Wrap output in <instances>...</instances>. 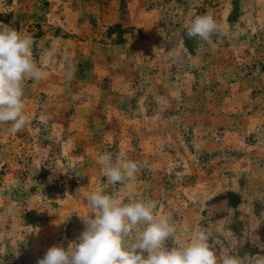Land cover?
<instances>
[{"label":"rangeland","instance_id":"rangeland-1","mask_svg":"<svg viewBox=\"0 0 264 264\" xmlns=\"http://www.w3.org/2000/svg\"><path fill=\"white\" fill-rule=\"evenodd\" d=\"M205 14L211 43L187 36ZM5 26L47 77L25 82L24 129L0 123V264L67 249L99 189L156 201L167 247L205 230L218 255H264V0H0ZM105 152L147 166L112 186Z\"/></svg>","mask_w":264,"mask_h":264},{"label":"clouds","instance_id":"clouds-1","mask_svg":"<svg viewBox=\"0 0 264 264\" xmlns=\"http://www.w3.org/2000/svg\"><path fill=\"white\" fill-rule=\"evenodd\" d=\"M222 29L211 14L198 15L187 26V36L211 43ZM33 38L10 27L0 28V123L13 134L29 123L25 114L24 85L46 79L47 72L32 56ZM71 75V73H69ZM107 182L115 186L132 179L147 162L125 160L112 153L97 158ZM92 214L81 217L85 225L79 238L50 247L37 264H264V255L217 254L205 230L193 233L183 246L167 247L177 226L157 212L154 200L118 198L103 189L87 197ZM11 211V210H10ZM38 232V231H37Z\"/></svg>","mask_w":264,"mask_h":264}]
</instances>
